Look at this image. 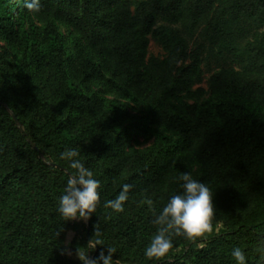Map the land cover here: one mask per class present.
Here are the masks:
<instances>
[{
	"label": "trees",
	"instance_id": "trees-1",
	"mask_svg": "<svg viewBox=\"0 0 264 264\" xmlns=\"http://www.w3.org/2000/svg\"><path fill=\"white\" fill-rule=\"evenodd\" d=\"M254 30L234 41L238 67L203 75L200 47L189 32L204 28L214 45L232 29ZM150 36L166 56L149 57ZM234 40V39H233ZM0 264H82L95 229L114 264H264V0H0ZM66 147L100 181L87 220L65 221L58 198L71 170ZM191 172L212 192L213 230L172 235L159 260L144 249L151 221L176 180ZM123 184L124 211L105 208ZM151 201V205L147 202Z\"/></svg>",
	"mask_w": 264,
	"mask_h": 264
},
{
	"label": "clouds",
	"instance_id": "clouds-1",
	"mask_svg": "<svg viewBox=\"0 0 264 264\" xmlns=\"http://www.w3.org/2000/svg\"><path fill=\"white\" fill-rule=\"evenodd\" d=\"M23 6L31 12H39L41 0H23ZM79 157L78 149L72 147H66L59 154V159L67 161L69 168L74 170L69 173L64 190L58 198L57 212L65 221L87 220L95 212L100 199V181L94 178L93 171ZM176 180L182 191L171 195L158 213L153 210L151 223L156 226V232L144 249L145 257L150 260H159L172 249L173 234L195 239L213 230L215 208L207 184L195 179L188 171L181 172ZM131 187L130 184H123L113 199L105 201L104 207L113 212L124 211ZM147 203L151 205L152 202L149 200ZM97 245H105L98 228L87 248H80L76 253L82 264H114L113 254L117 249L113 246L107 247V254L101 250L97 257H89L88 250L95 249ZM231 255L237 264H246L244 251L240 247H234Z\"/></svg>",
	"mask_w": 264,
	"mask_h": 264
},
{
	"label": "rangeland",
	"instance_id": "rangeland-1",
	"mask_svg": "<svg viewBox=\"0 0 264 264\" xmlns=\"http://www.w3.org/2000/svg\"><path fill=\"white\" fill-rule=\"evenodd\" d=\"M130 1L136 5L139 0ZM253 33L254 30L248 26L234 28L232 29V38L226 37V41H223L219 45H214L207 37L203 27L189 32V47L193 50L200 47L203 55V75L197 86L207 88L210 76L223 66L238 67V58L235 57L231 50L232 45H235L234 41L244 44L246 40L252 38ZM149 39V57L154 56L164 58L166 56V52L160 42L151 36ZM0 50L6 53L9 52L6 45L2 41H0ZM75 238L76 234L69 232L66 238V244L69 247V256L74 260H79L76 254L77 252L71 247V243L75 240Z\"/></svg>",
	"mask_w": 264,
	"mask_h": 264
}]
</instances>
